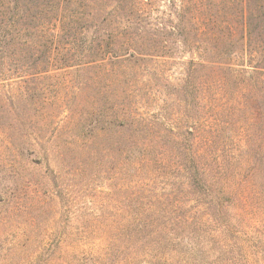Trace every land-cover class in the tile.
Wrapping results in <instances>:
<instances>
[{"label": "rangeland", "instance_id": "1", "mask_svg": "<svg viewBox=\"0 0 264 264\" xmlns=\"http://www.w3.org/2000/svg\"><path fill=\"white\" fill-rule=\"evenodd\" d=\"M196 2L85 0L90 40L117 29L143 55L64 65L46 61L41 47L38 60L11 56L0 65V264H264V0H249L251 31L224 57L230 63L205 67L171 35L180 16L195 15ZM14 50L18 57L28 51ZM138 114L178 128L182 152L174 146L167 154L175 170L189 163L191 149H203L215 196L221 202L220 184L232 198L228 212L199 202L196 218L172 236L117 234L116 209L132 210L142 193L116 188V118L136 122ZM206 125L214 140L208 150L204 136L195 138ZM175 176L158 177L168 184L151 191L184 190Z\"/></svg>", "mask_w": 264, "mask_h": 264}, {"label": "trees", "instance_id": "2", "mask_svg": "<svg viewBox=\"0 0 264 264\" xmlns=\"http://www.w3.org/2000/svg\"><path fill=\"white\" fill-rule=\"evenodd\" d=\"M84 1L28 0L25 3L22 0H0V65L11 56L19 61L26 58L38 60L41 47L46 51V61H59L64 65L82 64L87 58L91 61L111 58L126 61L130 56L141 54L131 37H126L117 29L112 30L107 38L90 40L86 33L92 26L87 24L89 19L83 10L86 7ZM248 3L249 0H212L211 3L197 0L195 15L187 20L180 16V22L176 26L178 31L171 35L182 38L196 52L199 66L205 67L203 61L218 63V66L228 65L230 61H223L224 57L227 56L230 60L231 54L235 52L236 42L244 40L246 33L248 35L251 31L250 23L247 22ZM208 4L211 5L210 9ZM142 5L143 1H137L134 7L142 10ZM205 10L207 17L202 18ZM236 24L241 28V34L237 38ZM62 33H65L63 37ZM200 42L208 43L209 47H202ZM16 45L26 46L27 54L16 56ZM203 53H208L209 57L204 59ZM30 62L36 64L34 61ZM4 74L0 68V76ZM260 74L264 76V71ZM200 77L202 76L199 75ZM138 115L136 122L134 117L116 118V188L127 192L124 184H130L129 190L132 193H142L133 198L134 204L129 207L132 210L122 207L116 209V217L119 218L116 222L117 234L134 232L141 236V232L148 231L152 239L163 235L172 236L184 224L191 223V219L196 218L195 211L199 202L208 211L214 207L215 202L218 203L221 216L228 212L232 198L220 184L218 193L223 197L221 202L218 195L215 196V177L211 174L214 168L211 160L204 156L203 149H191L190 156L187 157L189 163L182 166V169L175 170V162L167 154L168 148L174 146L176 152L181 151V145H177L181 136L178 128L172 125L162 128L154 125L146 116ZM207 127L198 129L195 136L201 139L204 136L206 150L211 149L214 141L209 137ZM155 134L160 137L171 136L172 142L154 141L151 136ZM212 159L218 169L223 168L219 157ZM131 171L135 174L132 175ZM215 173L218 174L219 170ZM167 175L168 179L175 175L176 180L180 177L178 182L185 186L184 190L180 187L181 191L174 188L176 191L166 192L161 187L162 192H158L157 188L151 191L153 184H168L163 179L159 180ZM1 197L2 194L0 201ZM241 198L244 197H234L236 200Z\"/></svg>", "mask_w": 264, "mask_h": 264}]
</instances>
